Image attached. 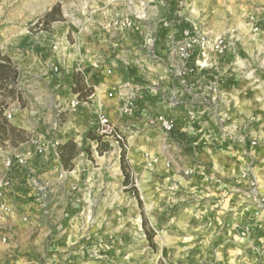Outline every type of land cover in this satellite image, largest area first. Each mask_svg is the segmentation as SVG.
Here are the masks:
<instances>
[{
  "label": "crops",
  "instance_id": "obj_1",
  "mask_svg": "<svg viewBox=\"0 0 264 264\" xmlns=\"http://www.w3.org/2000/svg\"><path fill=\"white\" fill-rule=\"evenodd\" d=\"M142 2L158 16L153 18L150 13L139 22L138 31L101 34L100 27L117 14L141 10ZM171 2L173 5H168ZM176 5L175 0H91L89 6L97 14L91 20L83 16L81 24L72 23L74 27L83 22L92 25L91 32L77 31L72 35V47L67 42L72 29L68 10L85 11L77 0L62 4L61 19L47 25L53 34H28L36 20L30 25L25 19L8 26L13 19H0V55L8 57L19 73L16 97L28 74L39 85L44 84V90L55 97L59 107H65L63 110L69 107L67 92L72 98L79 96L72 91L74 75L80 73L86 87L93 90L86 100L81 99L84 103L63 129L53 134L62 145L73 142L78 151L64 180L58 179L61 166L54 156H26L33 151L28 126L32 116L26 109L9 126L11 134L0 144V177L7 173L6 154L20 155L27 165L9 173L14 187L6 200L14 211L10 215L0 212V234L7 238V243L0 242V264H115L117 252L134 250L133 254L141 256L149 246L157 254L156 264H264V207L256 206L255 196L241 180V174L252 168L258 178V195L264 199V12L255 15L258 32L246 21L237 25L241 42L236 54L194 55L191 63L204 60L205 67L196 75L180 77L171 60V46L182 39L183 30L192 21ZM51 10L52 6L47 7L45 15ZM101 10L104 13H99ZM54 35L66 40L64 53L52 49ZM97 61L99 68L94 67ZM46 63H58L61 73L47 72ZM217 77L221 78L218 100L201 104L198 99L202 94L212 96L210 87ZM111 92L114 97L108 100ZM133 92L137 96L135 111L122 114L123 97ZM172 98L183 99L184 105L172 108ZM39 99L30 103L40 104ZM15 104L21 108L18 99ZM100 110L128 135L126 173L121 156L110 148L112 137L101 139L104 151L95 152V156L98 141L89 139L88 134L82 137L97 124ZM161 117L175 124L170 136L159 128ZM75 125L79 129L73 128ZM24 131L25 138H20ZM253 141L258 145L250 155L247 151ZM151 154L158 159L157 231L152 244L148 239L138 244L132 240L135 229L125 219L134 201L146 220L133 171L143 165L144 155ZM169 160L173 162L171 170L166 167ZM197 164L203 174L187 178L184 171ZM29 169L50 189L46 212L27 186ZM125 174L130 177L128 184ZM141 224L139 231L148 229ZM98 245L102 259L80 254L81 248L91 251Z\"/></svg>",
  "mask_w": 264,
  "mask_h": 264
},
{
  "label": "rangeland",
  "instance_id": "obj_2",
  "mask_svg": "<svg viewBox=\"0 0 264 264\" xmlns=\"http://www.w3.org/2000/svg\"><path fill=\"white\" fill-rule=\"evenodd\" d=\"M75 0H0V14L2 12L3 16L0 17V19L10 20L13 19L10 23H8V26H11L13 24L19 23L21 21H24L27 19V25H30L35 20L40 19L44 20L43 17L45 16V9L47 7L52 6H59L61 15L62 10L61 6L65 3H71ZM89 1L91 0H77L79 5L81 4L82 8L85 10L84 12L79 9L78 12L72 10H68V17L67 21L71 24V30H69V34L67 37V40L69 42V45L72 47L75 45L74 37L75 34H77V31H81L83 33H90L92 29V25H87L85 22H83V25H78L77 27H74L72 23L80 22L82 17L86 19H90L93 16V14H97L96 11L92 10L89 6ZM178 8H181L180 11L186 12V14H189L190 20L192 21L190 26H192L195 29V32L199 33V35H205L208 38L214 39L221 34L225 32H235L237 33V25L242 23L243 21L249 22L252 20V18H257L255 15H257L259 12H264V0H175ZM183 3L182 6H180ZM91 4V3H90ZM173 5V2L168 3V5ZM166 5V4H165ZM80 6V7H81ZM184 6V7H183ZM258 10V11H257ZM150 11V10H149ZM146 10L145 18L149 16L151 13L153 18H156L158 16V13L156 10H153L149 12ZM253 12V13H252ZM84 13V14H83ZM99 13H104L102 10L99 11ZM118 13V12H116ZM120 15L117 14L116 17ZM83 18V19H84ZM47 23H45V27L43 29V32H48L49 34H53V29L47 28ZM107 26L100 27V32L102 35H111L114 34L116 31H107ZM118 32V31H117ZM120 32V31H119ZM39 33L33 32L32 34ZM172 47V46H171ZM70 49V48H69ZM31 57V56H30ZM25 61L27 63H30L31 60L28 59L29 57L27 55H24ZM32 59V58H31ZM172 60V59H171ZM199 61V60H198ZM202 61V60H201ZM29 72V71H28ZM40 82H35L32 77L29 78L25 75V80H23L18 88H21L22 90L18 89L19 96L10 97L6 93L0 92V110L2 111L1 119L8 124V126H12L14 122L20 117L21 111L26 109L28 112L32 122L28 126L30 127V132H43V133H49L51 135L57 134L60 129H63V125L67 124V120L71 117L73 112H70L68 110V107L64 111H62L65 107H59L57 105L59 102H56L54 99L55 97H51V94L49 92H46L44 90V84L39 85ZM23 93L22 94H20ZM70 92H67V101H71L72 96H70ZM37 98L41 101L40 104H32L30 103V100L34 98ZM107 98V97H106ZM19 100L21 104V108H18V106L15 104L13 105V101ZM108 100L112 98H107ZM53 106H51L52 104ZM64 102L63 100L61 101ZM68 102V104H69ZM55 104L57 105L55 107ZM8 111L11 114H13V117L11 120H8L3 116V112ZM60 111V112H59ZM62 111V112H61ZM78 111V110H77ZM101 114H105L101 110L97 114V124L91 127L89 130L83 134V138L87 134L95 135L100 137L101 139L104 137H110L100 134L99 129V123L98 119ZM52 116V117H51ZM61 121V122H60ZM73 128H78L73 127ZM117 128V127H116ZM79 129V128H78ZM94 130V132H92ZM117 130L120 132V135L123 139V142L120 144H117L116 141L113 139V145H110L111 149H114L118 152V154L121 156L122 151H126L129 148V144L127 141L126 133L123 130ZM63 132V131H62ZM24 131L23 135H19L20 138H25ZM94 133V134H93ZM4 138L0 135V144ZM98 147L94 150V156L95 152H98L100 154L101 150H103V147L101 146V143L98 142ZM96 145L93 144V146ZM86 146L85 143H81V149H83ZM89 147H92L91 144H89ZM121 148V151H120ZM84 151V149H83ZM247 153H250L249 150ZM91 155V151H90ZM1 157V152H0ZM144 161L143 165L140 167L139 170L133 171V183L137 184L139 190L141 191L142 195V202L144 205V216L147 220V223H145L144 226H146L148 229H143V231H139L138 228H141L142 224L141 222H145L146 220L142 218V215L140 216L138 206H136L135 202L133 201L132 206H134L133 209H130V214L127 216L125 221L128 222V224L131 225L133 230L132 232V240L135 243L139 244V241H146V233H155L157 231L156 226V215L155 212L159 209L157 205V189L159 185L156 182L157 177V169L155 167V164L158 162V159L151 154L150 155H144ZM152 157V158H151ZM151 160L152 166L149 167L147 162ZM113 163V162H112ZM167 169L172 168L173 162L168 161L166 163ZM198 165V164H197ZM196 165V166H197ZM198 167L201 168L200 165H198L196 168H190L188 170H193V173L190 175H186V172L188 170H185L184 175L188 177H193L197 174H203V171L200 170ZM147 174V175H146ZM158 185V186H157ZM116 193L118 191L116 190ZM181 195V194H180ZM183 196H186V194H183ZM131 207V205H130ZM169 210L171 209L168 208ZM124 221V219H123ZM143 228V226H142ZM101 246L98 245V247L94 248L93 250H87L86 248H81L80 254H82L86 258H93L100 260L102 259L103 252L101 250ZM149 246L146 252H142V255L139 256V254H133L134 250L131 252H126L128 255H126L123 250L121 252L116 253V258L114 260L115 264H156V255L154 254V251L150 249ZM138 250V249H136ZM161 253V252H160ZM129 254H133L132 256ZM159 255V254H158ZM106 256H104L105 258Z\"/></svg>",
  "mask_w": 264,
  "mask_h": 264
},
{
  "label": "built area",
  "instance_id": "obj_3",
  "mask_svg": "<svg viewBox=\"0 0 264 264\" xmlns=\"http://www.w3.org/2000/svg\"><path fill=\"white\" fill-rule=\"evenodd\" d=\"M141 10L139 11H128L123 16H117L114 19H111L107 23L108 32L109 31H138L140 30V21L145 18V11L147 10V5L142 2L140 6ZM253 26V31L258 32L260 30L258 26L257 18H252L248 22ZM45 27V22L43 20H36L33 23L28 31V34H32L34 29H37L39 32H42ZM68 42V41H67ZM241 42V37L238 33L235 32H225L220 36L211 39L205 35H199L195 32V29L192 26H189L183 30L182 39L177 43L173 44L170 51V56L172 61L178 66V76L186 77L196 75L199 70L205 67V61L199 60L194 64L191 63L194 55L200 54L203 58H208L211 54H216L220 57H224L227 54H236L238 45ZM52 49L57 53H64L67 49L66 40L54 35L52 37ZM99 62H95L94 67L99 68ZM45 69L47 72H52L54 75H59L60 67L59 64L46 63ZM110 74L111 71L109 70ZM221 78L217 77L216 81L211 85L210 91L212 96L203 94L199 97V102L201 104H208L209 102H215L219 98V84ZM114 97V92L109 94V98ZM121 112L125 115H131L136 108L137 96L133 92L131 95L123 97L122 100ZM84 102L80 99L79 96H74L70 103L68 110L70 112H76ZM169 104L172 108H179L184 105L183 99L172 98L169 99ZM64 111V110H62ZM61 111V112H62ZM60 112V111H59ZM3 116L8 120H11L13 114L8 111L3 112ZM100 134L105 136L112 137L117 144L123 142V139L120 135V132L117 130L116 126L109 120L105 114H101L98 119ZM159 128L165 134V136H170L175 129V124L173 120L166 117H161L159 120ZM59 132V131H58ZM30 144L33 148L32 152L27 153L26 156H39L43 158H50L54 156L58 165L61 166V172L58 175L59 180L66 179L69 172L63 168L61 160L60 146L62 142L59 138L43 132H32V137L30 138ZM257 141L251 143L249 154L252 155L256 151ZM121 151V148H120ZM4 168L6 169V174L0 177V212L10 215L13 213V207L7 202V195L11 192L14 187L12 178L9 176V173L17 167L26 166V160L20 155L6 154L4 156ZM148 166L151 167L153 164L151 160L147 162ZM193 173V170H188L186 175ZM27 186L31 194L36 197H39L41 200V205L43 210L48 211L50 205V189L48 185L43 184L37 178L35 172L31 169L28 170L26 176ZM241 180L250 188V193L253 194L254 203L258 207H264V199L260 198L258 195V178L252 171V168H248L241 174ZM24 221H27L24 219ZM0 242L7 243V238L4 235L0 234Z\"/></svg>",
  "mask_w": 264,
  "mask_h": 264
},
{
  "label": "trees",
  "instance_id": "obj_4",
  "mask_svg": "<svg viewBox=\"0 0 264 264\" xmlns=\"http://www.w3.org/2000/svg\"><path fill=\"white\" fill-rule=\"evenodd\" d=\"M43 21L47 24H50L52 22L58 21L61 19V11L59 6H54L51 10V12L47 13L43 17ZM19 77V73L16 70L15 67H13L11 60L6 56L0 55V92L6 93L10 97L16 96V86H17V79ZM10 80V81H9ZM73 87L72 91L75 94H78L80 99L86 100L90 95H92L93 90L91 88L86 87L85 81L81 74H76L73 77ZM12 84V88H8V85ZM2 111L0 110V118H1ZM9 126L6 124L5 121L0 119V135L3 138H7L9 134H11L10 130L8 129ZM89 139L93 141L101 142V138L98 136H93L91 134H88ZM61 150V160L63 165L65 166V169L71 170L73 165L71 164L72 160L76 157L78 151L77 147L73 142H69L65 145L60 146ZM126 154L123 150L121 153V167L124 173H126ZM129 176L125 174V184L129 183ZM132 190L134 195L138 194V190L134 184H132ZM143 225H145V222L143 221ZM146 238L149 240V242L152 244L153 241V232L146 233Z\"/></svg>",
  "mask_w": 264,
  "mask_h": 264
}]
</instances>
